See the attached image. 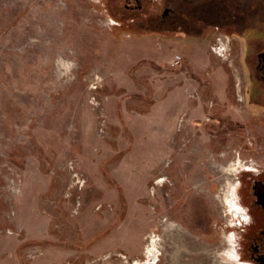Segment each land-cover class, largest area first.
Listing matches in <instances>:
<instances>
[{"label":"rangeland","instance_id":"obj_1","mask_svg":"<svg viewBox=\"0 0 264 264\" xmlns=\"http://www.w3.org/2000/svg\"><path fill=\"white\" fill-rule=\"evenodd\" d=\"M117 22L0 0V264H221L240 234L264 168L240 48Z\"/></svg>","mask_w":264,"mask_h":264},{"label":"flooded vegetation","instance_id":"obj_2","mask_svg":"<svg viewBox=\"0 0 264 264\" xmlns=\"http://www.w3.org/2000/svg\"><path fill=\"white\" fill-rule=\"evenodd\" d=\"M118 24L138 34L162 30L167 37L201 42L227 40L251 78L253 105L264 109V0H108ZM257 90V91H256ZM241 200L251 216L240 231L242 259L264 264V168L241 175Z\"/></svg>","mask_w":264,"mask_h":264},{"label":"clouds","instance_id":"obj_3","mask_svg":"<svg viewBox=\"0 0 264 264\" xmlns=\"http://www.w3.org/2000/svg\"><path fill=\"white\" fill-rule=\"evenodd\" d=\"M247 208L238 206L237 213H244L243 220L247 223H251V216L247 215ZM242 235L239 233H233L229 240V248L222 254L221 264H252L251 261L242 259L241 244L239 241L242 239Z\"/></svg>","mask_w":264,"mask_h":264},{"label":"trees","instance_id":"obj_4","mask_svg":"<svg viewBox=\"0 0 264 264\" xmlns=\"http://www.w3.org/2000/svg\"><path fill=\"white\" fill-rule=\"evenodd\" d=\"M105 3H106V6H107V8L109 9V11L111 13L112 9H111V6H110L108 0H105ZM111 15L113 16L114 19H117L112 13H111ZM152 32H158L159 34H163L164 35L162 30H158V31L157 30L156 31L152 30ZM165 37H167V36L165 35Z\"/></svg>","mask_w":264,"mask_h":264},{"label":"bare ground","instance_id":"obj_5","mask_svg":"<svg viewBox=\"0 0 264 264\" xmlns=\"http://www.w3.org/2000/svg\"><path fill=\"white\" fill-rule=\"evenodd\" d=\"M162 179V178H161ZM164 181V179L163 180H161L160 182H163ZM186 211V210H185ZM184 211V212H185ZM188 212V211H187ZM185 217V216H184ZM155 244V243H154ZM147 252V251H146ZM149 257L150 258H152V259H155L156 258V254H155V249H151L149 252Z\"/></svg>","mask_w":264,"mask_h":264},{"label":"built area","instance_id":"obj_6","mask_svg":"<svg viewBox=\"0 0 264 264\" xmlns=\"http://www.w3.org/2000/svg\"><path fill=\"white\" fill-rule=\"evenodd\" d=\"M177 64H179V62H177ZM96 88V87H95Z\"/></svg>","mask_w":264,"mask_h":264}]
</instances>
